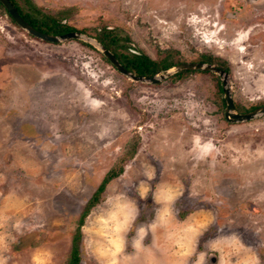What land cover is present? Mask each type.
Instances as JSON below:
<instances>
[{"label":"rangeland","instance_id":"374dc122","mask_svg":"<svg viewBox=\"0 0 264 264\" xmlns=\"http://www.w3.org/2000/svg\"><path fill=\"white\" fill-rule=\"evenodd\" d=\"M31 1L154 59L215 57L238 112L264 103V0ZM107 59L0 9V264H68L112 167L80 264H264V114L229 122L215 72L143 82Z\"/></svg>","mask_w":264,"mask_h":264},{"label":"trees","instance_id":"16d2710c","mask_svg":"<svg viewBox=\"0 0 264 264\" xmlns=\"http://www.w3.org/2000/svg\"><path fill=\"white\" fill-rule=\"evenodd\" d=\"M12 3L16 6L19 13L22 17L34 26L36 29L51 33V34H63L69 31L75 30L73 27L64 25L61 21H58L54 16L44 13L38 6L34 5L31 0L30 9L23 8L22 5L19 4L17 0H11ZM0 9L4 10L11 18L12 16L9 14L5 6L0 2ZM13 19V18H12ZM14 20V19H13ZM96 38L103 46H105L108 50H110L117 59L121 62V64L131 72L137 75L144 76H153L159 72H164L170 67L177 64V61L170 57V55L165 56L162 59H154L150 57L143 51H132L130 45L127 42H124L117 30L111 29L109 27L102 28L96 35L93 36ZM126 40H129L126 37ZM214 60L215 57L212 56H204L200 61L206 63H217ZM107 61H109L107 59ZM218 67H221L225 71H229V66L226 62L217 63ZM188 70H183L178 72L176 75L182 76L184 72ZM219 90L223 92L222 86L220 85ZM223 104H225V99L222 98ZM264 104V103H263ZM260 106V105H258ZM254 106V108L258 107ZM121 173V170H117L116 167H112L103 178L101 184L99 185L97 191L88 201L87 209L83 211L79 220L78 226L73 235L72 248L70 250L68 264H80L82 261L81 257V245L80 240L82 238L81 226L85 220V216L89 211V207L94 206L99 200V195L104 191L106 185L110 180L117 177Z\"/></svg>","mask_w":264,"mask_h":264},{"label":"water","instance_id":"95a60500","mask_svg":"<svg viewBox=\"0 0 264 264\" xmlns=\"http://www.w3.org/2000/svg\"><path fill=\"white\" fill-rule=\"evenodd\" d=\"M0 2L5 6L9 14L14 19V21L34 37H37L47 42H54V43H58L64 40H71V39L87 40L91 42L94 46H96L109 59V61L116 69H118L120 72H122L123 74L127 75L128 77L136 81L159 83L162 79L169 77L174 73H177L182 70H205L219 74V76L223 81V93L225 98L224 114L229 122L236 123V122L249 121L256 118L259 115L264 114V104L246 112H238L236 110V106L231 92V85L228 82L229 73L215 64L206 63L202 61L182 62L170 67L164 72H159L153 76L137 75L131 72L130 70L126 69L117 59L114 53H112L105 46H103L97 39L90 37L80 31H74V30L63 34H51L40 31L36 29L34 26H32L30 23H28L22 17V15L19 13L18 9L12 3L11 0H0Z\"/></svg>","mask_w":264,"mask_h":264}]
</instances>
